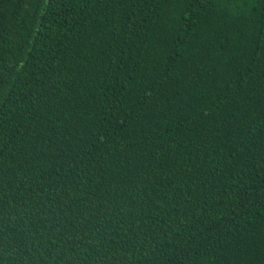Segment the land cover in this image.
Returning <instances> with one entry per match:
<instances>
[{
  "label": "trees",
  "instance_id": "obj_1",
  "mask_svg": "<svg viewBox=\"0 0 264 264\" xmlns=\"http://www.w3.org/2000/svg\"><path fill=\"white\" fill-rule=\"evenodd\" d=\"M0 264H264V0H0Z\"/></svg>",
  "mask_w": 264,
  "mask_h": 264
}]
</instances>
